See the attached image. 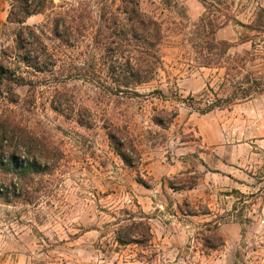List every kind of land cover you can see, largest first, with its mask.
I'll return each instance as SVG.
<instances>
[{
  "label": "rangeland",
  "instance_id": "1",
  "mask_svg": "<svg viewBox=\"0 0 264 264\" xmlns=\"http://www.w3.org/2000/svg\"><path fill=\"white\" fill-rule=\"evenodd\" d=\"M140 1L165 24L162 65L134 92L109 97L102 85L94 128L55 112L46 87L31 104L15 87L21 108L0 99L53 151L24 193L0 197V264H264V0ZM59 4L35 0L21 25L19 1L0 0V60ZM120 230L134 242L121 245Z\"/></svg>",
  "mask_w": 264,
  "mask_h": 264
},
{
  "label": "trees",
  "instance_id": "2",
  "mask_svg": "<svg viewBox=\"0 0 264 264\" xmlns=\"http://www.w3.org/2000/svg\"><path fill=\"white\" fill-rule=\"evenodd\" d=\"M18 1L24 16L17 22L22 25L39 10L31 6L35 0ZM57 9L40 27L20 28L14 46L3 50L0 99L21 108L15 87L29 88V104L36 102L41 87H46L55 112L73 118L78 127L92 129L93 112L104 103L99 100L103 97L101 89L107 90L102 85L111 89L110 97L134 92L154 80L162 65L160 51L167 30L164 22L143 10L140 0H60ZM220 45L226 53L229 44ZM40 75L43 83L34 82L32 76ZM75 82L88 88L95 100H83L76 92L78 85H74L75 90L70 88ZM256 85L257 88L245 90L243 99L251 97L252 92L262 91L260 84ZM157 123L161 122L157 120ZM107 131L114 150L126 165L133 167L134 151L117 135L120 130L107 128ZM52 152L25 121L0 109V197L7 199L19 190L24 193L31 181L49 169ZM123 231L118 232V242L121 245L134 242L123 240Z\"/></svg>",
  "mask_w": 264,
  "mask_h": 264
}]
</instances>
